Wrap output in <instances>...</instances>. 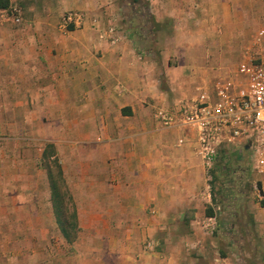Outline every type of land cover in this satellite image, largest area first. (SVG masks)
<instances>
[{
  "label": "crops",
  "instance_id": "1",
  "mask_svg": "<svg viewBox=\"0 0 264 264\" xmlns=\"http://www.w3.org/2000/svg\"><path fill=\"white\" fill-rule=\"evenodd\" d=\"M13 1L0 9V264H67L66 246L77 264H243L205 231L214 208L193 132L163 128L154 113L232 78L222 65L237 37L264 29V0H147L167 25L148 30L156 51L115 0ZM77 10L82 27L61 29ZM54 159L74 200L71 244L53 210ZM251 208L264 235V206Z\"/></svg>",
  "mask_w": 264,
  "mask_h": 264
},
{
  "label": "built area",
  "instance_id": "2",
  "mask_svg": "<svg viewBox=\"0 0 264 264\" xmlns=\"http://www.w3.org/2000/svg\"><path fill=\"white\" fill-rule=\"evenodd\" d=\"M8 15L14 24L20 23L17 8L10 7ZM84 19L81 11H69L59 27L80 28ZM251 49L237 65L235 81H222L212 91L200 89L193 99L155 110L154 118L163 128L193 132L208 177L222 153L238 149L248 152L252 171L264 174V29L257 32ZM152 245L145 243L146 248Z\"/></svg>",
  "mask_w": 264,
  "mask_h": 264
},
{
  "label": "rangeland",
  "instance_id": "3",
  "mask_svg": "<svg viewBox=\"0 0 264 264\" xmlns=\"http://www.w3.org/2000/svg\"><path fill=\"white\" fill-rule=\"evenodd\" d=\"M131 1L115 0L116 12H119L125 27H129L130 24L132 27L139 28L140 32L147 34L146 37L151 39L148 41L150 46L156 51L157 43L153 40H156L157 34L150 38L148 28L143 29V24L139 18H132L137 10L143 12L142 2L147 0H140V3L136 4L131 3ZM13 2L16 3L17 0ZM256 26L259 29L264 27V24L261 23ZM158 35L162 39V33ZM253 36L254 34L248 35L245 37V41L244 38L237 37L238 43L232 42L234 46L228 51L227 63L222 67L227 69L234 79L233 81H235L237 65L243 56L252 50ZM169 63L172 64V60ZM248 161L249 154L243 153L240 161L227 163L225 170L221 171V166L225 163L221 160L215 165L214 173H211L210 177L207 178L206 184L211 198L209 206L214 209H211L213 220L205 231H211V237H214L218 242L221 254H224L225 251L230 252L232 255L238 256L243 264H264V246L262 245L264 235L258 233L251 222V214H253L251 207L255 205L264 206V193L261 189V183L255 178L256 172L248 167ZM68 196L70 197L68 207L71 209L74 200L72 194H68ZM223 233H227L226 236ZM66 250V263L77 264V248L73 251L66 246Z\"/></svg>",
  "mask_w": 264,
  "mask_h": 264
},
{
  "label": "trees",
  "instance_id": "4",
  "mask_svg": "<svg viewBox=\"0 0 264 264\" xmlns=\"http://www.w3.org/2000/svg\"><path fill=\"white\" fill-rule=\"evenodd\" d=\"M131 3H140V0H132ZM8 7L9 0H0L1 10H6ZM142 8L144 9H142L143 12L141 13L139 10H137L133 19L136 17L139 18L140 22L143 24V29L148 28L150 32L154 33L159 31L161 28L167 27L166 23H164L162 26L155 22L154 18L149 13V4L147 1L142 2ZM130 31L135 36L141 34L140 29L137 27L130 28ZM137 42L140 43L138 40ZM49 177L51 185V198L53 201V210L56 216V221L61 234L66 239L67 243L71 244L75 241L77 235L76 215L74 208L72 206L71 209L68 207L70 197L68 196L67 192L63 191L62 189L64 185L61 178V169L56 159L52 161V169L49 167ZM206 214H211L210 209L207 210Z\"/></svg>",
  "mask_w": 264,
  "mask_h": 264
}]
</instances>
